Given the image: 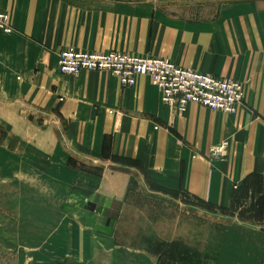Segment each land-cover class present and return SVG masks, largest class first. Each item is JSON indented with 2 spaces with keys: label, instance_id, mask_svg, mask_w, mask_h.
I'll list each match as a JSON object with an SVG mask.
<instances>
[{
  "label": "crops",
  "instance_id": "0c3cea01",
  "mask_svg": "<svg viewBox=\"0 0 264 264\" xmlns=\"http://www.w3.org/2000/svg\"><path fill=\"white\" fill-rule=\"evenodd\" d=\"M214 1L23 0L29 8L25 5L23 16L15 20L16 33L1 42L26 47L32 42L35 48L22 46L24 52L45 64L39 65L42 71L34 79L37 90L22 97V116L12 124L26 130L28 117L36 115L55 126L49 132L52 140L45 131V141L24 138L8 152L7 178L21 188L18 175L39 173L36 177L43 179L48 173L56 183L70 184V193L81 188L122 202L131 182L145 180L146 171L168 188L182 185L214 205L232 208L252 200L251 217L264 221V26H258L264 24V4L252 5L253 12L221 14L214 22L195 20L188 10L191 3ZM36 19L42 31H34ZM53 26L54 46L28 38L47 35ZM71 45L88 52L166 58L184 68L247 83L246 102L238 115L215 114L195 104L180 112L163 104L148 77H138L133 88L124 89L107 73L47 76L46 71L56 67L58 53ZM245 52L249 56L244 57ZM224 141L230 142L228 158H209L211 148ZM45 143H52L58 155L47 156ZM32 152L43 154L33 157ZM127 163L141 164L145 171L124 167ZM79 164H85L86 171ZM233 228L236 235L227 236V243L264 244V232L256 225L238 223ZM109 239L104 238L108 244ZM259 252L262 258L263 249ZM235 258L229 253L221 261L229 264Z\"/></svg>",
  "mask_w": 264,
  "mask_h": 264
},
{
  "label": "rangeland",
  "instance_id": "374dc122",
  "mask_svg": "<svg viewBox=\"0 0 264 264\" xmlns=\"http://www.w3.org/2000/svg\"><path fill=\"white\" fill-rule=\"evenodd\" d=\"M259 2L264 4V0H216L202 4L191 3L188 10L195 13V20L199 18L201 21L214 22L221 14L234 11L253 12L252 5H258ZM25 5L29 8V4L23 0H0V11L9 16L12 27L10 34L0 36V42L16 33L15 20H20L23 16L21 12ZM53 17L54 15L52 19ZM39 23L36 19L34 31H42ZM52 23L54 24V20ZM258 26L263 27L264 24L258 22ZM48 31L47 35L28 38L36 42L39 39L43 45L54 46V26L49 27ZM16 44L14 46L6 41L0 43V264H218L229 253L238 258L231 259L229 264H264V252L262 258L258 254V251H264V244L227 243L231 235H236L233 225L238 223L256 225L264 232V221L251 217L255 213V206L250 205L252 200L243 201L242 205L237 204L232 208L214 205L209 199H200L186 191L182 185L178 189L168 188L163 182L153 179L141 164L123 165L142 168L146 177L145 180L131 182L122 202L114 200L115 198L87 193L81 188L74 187L70 193V184H59L58 181L56 183L48 173L42 175L43 179L36 177L39 173L36 176H33L35 173L20 174L15 179L22 186L17 187L12 177L7 178L8 152H14L24 138L31 143L45 141L49 137L48 140H52L54 135L49 132L55 125L46 122L45 117L36 115L28 117L26 130L12 124L22 116V110L19 111L22 97H28L37 90L39 84L34 79L42 71L39 65L45 64L29 58L30 54L24 52L23 43ZM26 45L28 47L24 46L25 50L35 48L32 42ZM229 46L231 45L225 47ZM68 47L67 49H75L73 45ZM60 53L55 60L56 67L51 72L47 70V76L52 79L58 75L73 77L60 71ZM245 56H249V53L245 52ZM84 72L107 73L113 76L106 71ZM238 82L243 85L246 99L248 85ZM158 92L162 100V95L159 90ZM26 105L37 104L28 102ZM239 110L235 115H238ZM45 131L49 133V137ZM9 142L11 143L8 145ZM224 142H228L227 154L214 158L210 150L209 158H228L230 142ZM45 144L47 156L58 155L51 148L52 143ZM42 154L31 153L33 157ZM71 159L75 164L79 163L73 157ZM71 164L70 162L69 167ZM79 167H84L82 171H86L85 164H79ZM32 171L36 172L33 165ZM24 182L26 186H23ZM58 186H62V189ZM256 214L260 216L262 212L257 211ZM105 237L112 242L108 244Z\"/></svg>",
  "mask_w": 264,
  "mask_h": 264
},
{
  "label": "built area",
  "instance_id": "2783aa9c",
  "mask_svg": "<svg viewBox=\"0 0 264 264\" xmlns=\"http://www.w3.org/2000/svg\"><path fill=\"white\" fill-rule=\"evenodd\" d=\"M12 32L9 16L0 11V36ZM60 71L77 77L84 71H106L115 76L123 88H131L137 77H149L160 91L164 105L185 112L191 104L212 111L235 115L245 99L244 88L236 80L183 68L157 57H138L125 52H84L66 49L59 54ZM228 142L211 149L214 158L226 155Z\"/></svg>",
  "mask_w": 264,
  "mask_h": 264
}]
</instances>
